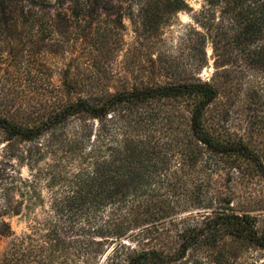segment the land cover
Here are the masks:
<instances>
[{"label": "trees", "instance_id": "16d2710c", "mask_svg": "<svg viewBox=\"0 0 264 264\" xmlns=\"http://www.w3.org/2000/svg\"><path fill=\"white\" fill-rule=\"evenodd\" d=\"M132 1L56 4L96 11ZM136 1L144 12L152 7L175 13L186 6L185 0ZM205 1L222 16L218 23L204 16L197 22L212 41L215 61L221 64L234 53L244 63L239 70L264 67V0ZM24 3L43 7L44 0H0V20H15L11 6L18 4L22 14ZM72 83L69 76L62 77L57 105L33 126L0 118L8 135L36 147L47 135L44 148L66 149L75 164L68 175L55 165L51 177L59 189L51 193L49 207L59 232L55 264H174L201 238L217 234L253 241L264 253V234L258 236L247 214L226 210L228 203L214 187L219 173L247 163L264 181V165L243 140L224 131L222 121L208 123L206 110L219 95L212 80L112 93L89 90L87 96ZM161 101L169 103L156 108L154 103Z\"/></svg>", "mask_w": 264, "mask_h": 264}, {"label": "rangeland", "instance_id": "374dc122", "mask_svg": "<svg viewBox=\"0 0 264 264\" xmlns=\"http://www.w3.org/2000/svg\"><path fill=\"white\" fill-rule=\"evenodd\" d=\"M185 4L175 13L152 7L144 12L136 0L72 11L70 3L60 7L44 0L43 7L24 3L22 14L13 4L15 20H0V118L23 128L37 124L57 105L63 76L82 96L89 90L212 80L219 95L206 110L208 123L222 121L224 131L243 140L264 165V67L239 70L244 63L234 53L218 64L212 41L197 22L204 16L218 23L219 8H208L205 0ZM162 103L169 102L154 106ZM46 136L36 147L0 128V264H55L60 256L49 208L51 193L59 189L51 177L55 165L68 175L75 164L66 149L46 150ZM214 178L228 203L224 208L250 216L261 237L264 181L257 168L234 165ZM163 251L170 253L167 247ZM174 264H264V253L248 239L208 235Z\"/></svg>", "mask_w": 264, "mask_h": 264}]
</instances>
